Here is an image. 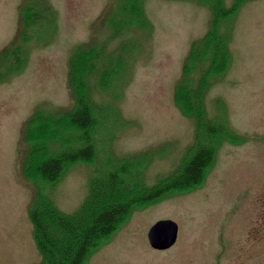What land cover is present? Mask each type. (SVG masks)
I'll return each mask as SVG.
<instances>
[{
    "label": "rangeland",
    "instance_id": "obj_1",
    "mask_svg": "<svg viewBox=\"0 0 264 264\" xmlns=\"http://www.w3.org/2000/svg\"><path fill=\"white\" fill-rule=\"evenodd\" d=\"M27 1L48 7L55 18L47 29H39L43 24L29 29L24 67L17 62L20 69L7 73L5 67H17L12 60L0 67V264L39 262L27 216L33 185L22 174V130L37 109L61 114L71 108V55L81 46L103 44L125 71L107 92L94 88L92 79L93 99L109 105L117 121L97 136L95 165L69 167L46 191L65 214L81 204L94 167L108 156L150 152L145 186L180 165L194 125L180 114L173 92L190 45L206 33L211 19L210 9L197 0H144L147 28L112 37L102 19L117 0H0V50L18 40V9ZM233 1L223 4L228 8ZM223 29L229 34V60L211 81L204 105L207 116L216 118L219 103L241 141L222 144L191 190L132 212L85 264H264V0L246 1L219 33ZM198 75H192L194 81ZM160 220L177 226L176 242L163 251L147 239Z\"/></svg>",
    "mask_w": 264,
    "mask_h": 264
},
{
    "label": "trees",
    "instance_id": "obj_2",
    "mask_svg": "<svg viewBox=\"0 0 264 264\" xmlns=\"http://www.w3.org/2000/svg\"><path fill=\"white\" fill-rule=\"evenodd\" d=\"M143 1H116L113 11L102 19L112 37L129 28H147ZM197 1L210 9L211 19L206 33L190 45L173 92L180 114L194 125L192 142L175 170L155 184L145 186L143 170L152 159L150 152L120 159L108 156L94 167L87 182V193L73 213L60 211L47 195L46 191L57 184L69 167L95 165L97 136L103 131L109 132L117 121L113 109L96 102L92 95V79L94 88L107 92L125 71L123 61L106 53L103 44L81 46L69 58L67 84L71 108L61 114L37 109L23 124L22 174L33 185L27 216L40 257L36 264H85L132 212L191 190L203 180L222 144L241 141L226 124L219 103L217 117L207 116L204 98L211 81L225 72L229 60L226 49L229 34L225 29L219 33L220 26L248 0H234L228 8L223 0ZM18 10V40L0 50V67L11 60L15 65L22 62L20 65L24 67L27 51L23 47L29 42L27 38L31 40L29 29L42 24L39 29H47L55 18L48 7L35 8L29 1ZM220 59L223 63H219ZM18 65L3 68L9 73L19 70ZM195 72L199 75L194 81ZM3 77L0 71V80Z\"/></svg>",
    "mask_w": 264,
    "mask_h": 264
},
{
    "label": "water",
    "instance_id": "obj_3",
    "mask_svg": "<svg viewBox=\"0 0 264 264\" xmlns=\"http://www.w3.org/2000/svg\"><path fill=\"white\" fill-rule=\"evenodd\" d=\"M177 238V226L169 220L154 223L147 232L149 245L154 250H167L174 245Z\"/></svg>",
    "mask_w": 264,
    "mask_h": 264
},
{
    "label": "flooded vegetation",
    "instance_id": "obj_4",
    "mask_svg": "<svg viewBox=\"0 0 264 264\" xmlns=\"http://www.w3.org/2000/svg\"><path fill=\"white\" fill-rule=\"evenodd\" d=\"M10 42H11V41H10ZM10 42H9V43H10ZM7 44H8V43H7ZM7 44H6V45H7ZM6 45H5V46H6Z\"/></svg>",
    "mask_w": 264,
    "mask_h": 264
}]
</instances>
